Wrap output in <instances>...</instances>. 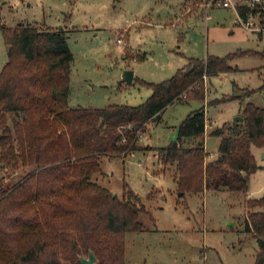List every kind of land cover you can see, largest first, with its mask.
I'll return each mask as SVG.
<instances>
[{
  "label": "trees",
  "instance_id": "obj_1",
  "mask_svg": "<svg viewBox=\"0 0 264 264\" xmlns=\"http://www.w3.org/2000/svg\"><path fill=\"white\" fill-rule=\"evenodd\" d=\"M247 10L238 6L241 16ZM260 21L264 25V10ZM2 34L7 60L0 70V264H82L79 255L89 250L96 261L88 264H125L124 234L143 229L138 217L145 206L125 183L119 198L92 179L100 159L138 147V133L160 121L171 102L204 100V77L236 69L229 63L234 56L264 57V48L188 57L169 78L142 80L151 88L142 103L71 106L73 54L63 29L18 23L2 27ZM241 113L242 121L211 130L219 137L213 160H206L204 106L186 114L175 139L153 147L160 171L173 167L181 195L220 187L247 192L249 176L260 167L251 146L264 147V108L249 101ZM17 166L29 169L5 184L3 171ZM244 206V230L257 243L254 264H264V192L246 196Z\"/></svg>",
  "mask_w": 264,
  "mask_h": 264
},
{
  "label": "rangeland",
  "instance_id": "obj_2",
  "mask_svg": "<svg viewBox=\"0 0 264 264\" xmlns=\"http://www.w3.org/2000/svg\"><path fill=\"white\" fill-rule=\"evenodd\" d=\"M210 1L0 0V70L7 60L2 27L19 22L45 24L63 29L73 54L69 105H136L151 93L142 80L167 79L188 57L264 48V31L252 32L238 22L234 8ZM139 55L143 57L137 59ZM229 63L236 69L211 77L210 82L204 77V100L173 101L160 121L142 132L138 147L125 154L104 155L100 171L92 174L119 198L125 183V190L138 194L145 206L138 217L143 229L124 234L125 264H254L257 243L244 230V199L247 193L259 197L264 192L262 151L251 146L260 167L249 176L246 193L220 187L181 195L173 167L160 171L162 163L153 149L175 139L177 125L186 114L204 106L206 160H213L219 137L211 130L242 112L249 101L264 108V57L241 54ZM125 69L133 71L131 82L121 78ZM28 169L4 170V183L11 185Z\"/></svg>",
  "mask_w": 264,
  "mask_h": 264
},
{
  "label": "built area",
  "instance_id": "obj_3",
  "mask_svg": "<svg viewBox=\"0 0 264 264\" xmlns=\"http://www.w3.org/2000/svg\"><path fill=\"white\" fill-rule=\"evenodd\" d=\"M210 2H214L215 5L218 6L234 8L237 12L238 22L247 29L256 30L264 27L260 21V10H264V0H211ZM241 3H245L248 7L244 16H241L238 12V6L241 5ZM117 41L121 42L122 39L117 38ZM138 134L139 136L142 135L141 132Z\"/></svg>",
  "mask_w": 264,
  "mask_h": 264
},
{
  "label": "water",
  "instance_id": "obj_4",
  "mask_svg": "<svg viewBox=\"0 0 264 264\" xmlns=\"http://www.w3.org/2000/svg\"><path fill=\"white\" fill-rule=\"evenodd\" d=\"M121 78H122V80H124L126 82H131L133 79V71L131 69L123 70V72L121 74ZM242 120H243V116L239 115V114H237L231 118L232 122H237V121H242ZM261 156H262V158H264V151L261 153ZM79 259L82 262V264H88V263L94 262L96 260V256L92 250H89L88 254L86 256L79 255Z\"/></svg>",
  "mask_w": 264,
  "mask_h": 264
},
{
  "label": "crops",
  "instance_id": "obj_5",
  "mask_svg": "<svg viewBox=\"0 0 264 264\" xmlns=\"http://www.w3.org/2000/svg\"><path fill=\"white\" fill-rule=\"evenodd\" d=\"M243 4H245V3H243ZM241 5H242V3H241ZM240 6V5H239ZM20 23V22H19ZM249 30H251V29H249ZM252 32H257L259 35H261V33L264 31V27L263 28H261V29H256V30H251ZM232 66H235V65H233V64H231ZM221 74V73H220ZM218 75L219 74H217V75H213V76H210L209 77V82H210V78L211 77H218ZM237 89H239V88H237ZM240 89H245V87H242V88H240ZM246 89H248V88H246ZM249 90V89H248ZM249 94L250 93H247V94H245V96L244 97H246V98H248V96H249ZM172 103V102H171ZM168 105H170V104H168ZM167 105V106H168ZM166 108V107H165ZM241 112H238L237 114H239V115H241L240 114ZM206 116V115H205ZM207 128V120H206V123H205V129ZM263 152L264 151V147H258V152ZM252 152H254V151H252ZM253 154H255V153H253ZM255 158H256V156H255ZM247 196H248V193H247Z\"/></svg>",
  "mask_w": 264,
  "mask_h": 264
}]
</instances>
